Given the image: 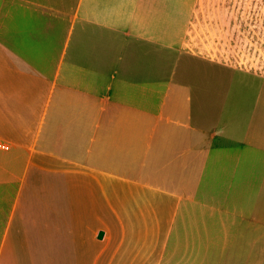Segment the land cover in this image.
I'll use <instances>...</instances> for the list:
<instances>
[{"label": "crops", "instance_id": "1", "mask_svg": "<svg viewBox=\"0 0 264 264\" xmlns=\"http://www.w3.org/2000/svg\"><path fill=\"white\" fill-rule=\"evenodd\" d=\"M202 4L0 0V264H264V67Z\"/></svg>", "mask_w": 264, "mask_h": 264}, {"label": "rangeland", "instance_id": "2", "mask_svg": "<svg viewBox=\"0 0 264 264\" xmlns=\"http://www.w3.org/2000/svg\"><path fill=\"white\" fill-rule=\"evenodd\" d=\"M202 2L205 26L211 28L209 22L214 23L210 20L215 19L214 15H218L221 21L220 17L227 13L232 19L235 33L242 31V25L244 31L250 32V46L253 50L246 58V63L259 68L264 67V0H202ZM226 4L227 11L223 8Z\"/></svg>", "mask_w": 264, "mask_h": 264}, {"label": "water", "instance_id": "3", "mask_svg": "<svg viewBox=\"0 0 264 264\" xmlns=\"http://www.w3.org/2000/svg\"><path fill=\"white\" fill-rule=\"evenodd\" d=\"M102 237V233H99V238H101Z\"/></svg>", "mask_w": 264, "mask_h": 264}, {"label": "built area", "instance_id": "4", "mask_svg": "<svg viewBox=\"0 0 264 264\" xmlns=\"http://www.w3.org/2000/svg\"><path fill=\"white\" fill-rule=\"evenodd\" d=\"M4 148V147H3Z\"/></svg>", "mask_w": 264, "mask_h": 264}]
</instances>
